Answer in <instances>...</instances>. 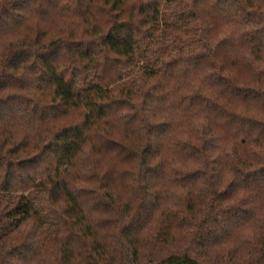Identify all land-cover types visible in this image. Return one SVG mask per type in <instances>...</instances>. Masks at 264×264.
<instances>
[{"label": "clouds", "instance_id": "clouds-1", "mask_svg": "<svg viewBox=\"0 0 264 264\" xmlns=\"http://www.w3.org/2000/svg\"><path fill=\"white\" fill-rule=\"evenodd\" d=\"M0 264H264V0H0Z\"/></svg>", "mask_w": 264, "mask_h": 264}]
</instances>
